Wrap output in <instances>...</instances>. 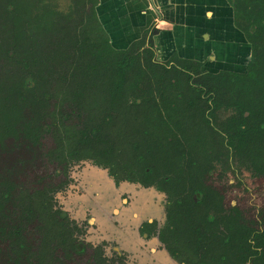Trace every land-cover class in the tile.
<instances>
[{
	"label": "trees",
	"instance_id": "16d2710c",
	"mask_svg": "<svg viewBox=\"0 0 264 264\" xmlns=\"http://www.w3.org/2000/svg\"><path fill=\"white\" fill-rule=\"evenodd\" d=\"M228 1L245 45L202 62L116 46L96 0H0V264H127L58 204L81 161L166 195L141 231L180 264H264V204L226 206L211 177L264 176V0ZM21 16L40 35L8 34Z\"/></svg>",
	"mask_w": 264,
	"mask_h": 264
},
{
	"label": "crops",
	"instance_id": "0c3cea01",
	"mask_svg": "<svg viewBox=\"0 0 264 264\" xmlns=\"http://www.w3.org/2000/svg\"><path fill=\"white\" fill-rule=\"evenodd\" d=\"M53 1L62 4V0ZM96 2L98 17L113 44L128 47L146 36L147 44L150 39L153 41L156 59L160 61H168L177 53L183 59L214 62L226 58L230 47L234 46L236 54L245 45L242 33L235 27L228 0ZM83 173L85 177L79 185H69L79 186L80 190H70L67 198L76 206L67 210L77 215V219L83 218V212L92 213L88 223L99 230L97 242H107L106 247L109 242H115L114 252L124 254L129 264H134L137 257L141 260L139 264L176 263L164 246L162 248L158 237L141 232L143 223L153 220L159 223L155 213L162 198L154 187L128 181L117 185L108 172L97 165L86 167ZM89 202H95L100 210L96 211Z\"/></svg>",
	"mask_w": 264,
	"mask_h": 264
},
{
	"label": "rangeland",
	"instance_id": "374dc122",
	"mask_svg": "<svg viewBox=\"0 0 264 264\" xmlns=\"http://www.w3.org/2000/svg\"><path fill=\"white\" fill-rule=\"evenodd\" d=\"M61 3H62L61 7L57 9L58 12L60 10H65L68 4L70 3V0H62ZM56 6L58 7V5ZM24 20H25L24 16H21V21L16 19L13 25L14 27H12L13 29H11L8 32V34L12 35V33L17 30L21 31L20 29H25L26 30L25 36L29 40L32 39L31 37L40 35V27L37 21L31 22L27 27H25L23 26L24 22H22ZM10 38L13 40L12 37ZM47 144L48 146L52 145L51 139H48ZM92 165L94 164L91 161H81L75 164L74 166H72L70 170V175H71V180H72L71 183H73V185L75 184L79 185V181L85 177L83 171L85 170L86 167H90ZM53 170H54V166L53 165L49 166V171L52 172ZM222 173H223V169L220 168L219 166L218 169L214 171L211 177L213 178L212 182L221 191H223L224 196H225L226 206L236 205L240 207L248 217L256 215L257 210L264 204V176L254 177L251 174V172L245 168H242L241 170H236L235 172L228 171L224 175H222ZM123 183H127V181H123ZM78 187L79 186H75V187L69 186L66 190L61 191L56 194L58 204L64 210L68 211L67 208H70V209L75 208L76 206L75 203L72 202L67 197L69 196L71 189L72 191L75 190L76 192V190L79 189ZM155 190L161 194V198H162L160 201L161 204L159 206V210L157 211V213H155L157 217L159 216L160 225H158L159 226L158 228H160L166 222L165 206H166L167 197L164 193L158 191L157 189ZM77 192L79 191L77 190ZM108 197H110V195ZM89 204L92 205L96 211L100 210V208L98 207L97 204H95V202H89ZM68 212L73 219H76L80 225H83L86 228V235L83 237L84 239H86V241H89L92 244L94 243V245L100 243V242H97V238H96L97 232L99 230L96 229V226H94L93 228L92 225L88 223V221H90L91 218L93 217L91 212L89 211L83 212L82 219L81 218L77 219L76 218L78 217L77 215H73L70 211ZM111 213L113 215L115 212L112 210ZM118 226H120V224H118ZM153 235L157 237L156 234H153ZM161 246L163 248L162 243H161ZM115 247H117V244L115 242H109V246L105 248L106 255L108 257L114 256ZM89 255H90V251H88V253L85 254L80 259V264H88ZM148 257L149 256H146L147 259ZM147 259L145 260V263H147ZM133 262L134 264H139L141 263V260L139 257H137L136 261L133 260ZM127 264H129V260H127ZM175 264H180V263L176 261Z\"/></svg>",
	"mask_w": 264,
	"mask_h": 264
},
{
	"label": "flooded vegetation",
	"instance_id": "af4514ba",
	"mask_svg": "<svg viewBox=\"0 0 264 264\" xmlns=\"http://www.w3.org/2000/svg\"><path fill=\"white\" fill-rule=\"evenodd\" d=\"M222 114H225V111H222ZM154 221V220H153ZM152 221V222H153ZM143 225V224H142ZM157 225H159V223L157 224ZM142 227V226H141ZM159 227V226H158ZM142 232V231H141ZM142 233H145V232H142ZM158 237V236H157ZM159 239V238H158ZM160 241V240H159Z\"/></svg>",
	"mask_w": 264,
	"mask_h": 264
}]
</instances>
